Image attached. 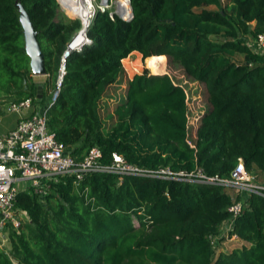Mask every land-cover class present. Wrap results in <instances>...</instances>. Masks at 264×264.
<instances>
[{
    "label": "trees",
    "instance_id": "16d2710c",
    "mask_svg": "<svg viewBox=\"0 0 264 264\" xmlns=\"http://www.w3.org/2000/svg\"><path fill=\"white\" fill-rule=\"evenodd\" d=\"M57 1L0 0V91L45 107L49 130L72 157L80 160L98 146L102 162L117 152L146 168L200 167L227 178L241 159L248 172L264 174V59L246 43L264 35V0H228L229 12L222 0H129L127 21L97 9L86 29L91 43L66 57L50 104L36 89L48 81L55 86L62 54L81 26L61 16ZM199 3L218 10L194 7ZM20 7L43 53V83L32 78ZM132 52L163 70L167 58L204 85L207 107L194 146L187 142L184 86L147 69L126 76L122 60ZM118 84L122 96L104 129L98 107ZM241 197L227 233L241 244L214 256L210 236L219 234L228 207ZM16 207L27 218L19 231H9L10 253L0 251V264H264V195L256 192L233 198L221 185L89 173L78 184L70 177L53 183L44 203L19 192Z\"/></svg>",
    "mask_w": 264,
    "mask_h": 264
},
{
    "label": "built area",
    "instance_id": "2783aa9c",
    "mask_svg": "<svg viewBox=\"0 0 264 264\" xmlns=\"http://www.w3.org/2000/svg\"><path fill=\"white\" fill-rule=\"evenodd\" d=\"M124 1L129 4V0ZM109 2L110 0H100L98 10L100 12L108 10ZM113 14L126 21L132 17L131 9L122 14L117 10L114 13L109 11L111 17ZM85 38L90 40L88 37ZM246 43L253 53L264 59L263 34L249 36ZM64 73L65 61L61 58L56 87L50 104L55 101L58 95ZM185 93L188 108L187 142L190 146H194L189 139L190 129L195 131L200 114L195 118V126L190 128L189 98L186 89ZM6 111L15 113L19 117L15 126L0 137V236L6 231H19L23 225L20 215L22 212L16 207V196L19 192H28L44 203L47 195L53 191V183L58 182L61 178L70 177L74 184H78L89 173L202 182L221 185L237 192L236 194L256 192L264 195V186L257 185L251 180L250 173L245 169L241 159L238 160L227 178L207 175L200 167L192 171L173 170L170 167L146 168L126 161L117 152L111 154L109 162H102V151L98 146H91L80 160H76L49 130L46 108L38 109L32 97L9 102ZM194 131H192L193 135ZM233 198L235 197L233 196ZM243 203L244 199L241 197V199L234 200L228 207L231 216L224 227L225 238L236 239L235 236L228 237L227 233L234 218L241 212ZM219 234L210 236L213 251H215Z\"/></svg>",
    "mask_w": 264,
    "mask_h": 264
},
{
    "label": "rangeland",
    "instance_id": "374dc122",
    "mask_svg": "<svg viewBox=\"0 0 264 264\" xmlns=\"http://www.w3.org/2000/svg\"><path fill=\"white\" fill-rule=\"evenodd\" d=\"M73 1V0H72ZM223 1V7L224 9L229 12L231 10L230 7V3L228 2V0H222ZM58 11L61 14V16H63L66 19H79L80 23H81V16L77 13L73 11V7L70 6L69 4L66 5L64 3L61 2V0H58ZM119 0H110L109 2V9L110 12H115L116 8L118 7ZM92 4L94 7V10L92 12V15L94 14L95 10L98 9V6L100 4V0H92ZM194 7L197 8H202L210 13L215 12L218 10L217 7H215L214 5H209V4H204V3H199L197 5H195ZM77 32V31H76ZM74 32V33H76ZM73 33V35H74ZM72 35V36H73ZM126 60H122V65L125 69V74L126 76L130 77L132 76L134 73H140L142 72L144 69H147L149 71V73H154V72H159V73H167L169 74L172 79L178 83H180L181 85L184 86V88L187 91L188 94V106H189V117H190V128L195 126V118L196 116H198L199 114L201 115L202 111L204 109H206L207 107V103H206V94L205 92V87L203 84L192 80L191 78H188L184 75L183 71L181 68H179L177 65H173V64H169L168 63V59L166 58V65L164 70L162 69L161 64L160 67L158 68L157 66H155V61L153 62H148V67L151 69H149L145 62L144 59H142L140 53H136V52H132L129 56H127L125 58ZM234 59L237 62H242L244 60V55L241 54H236L234 56ZM163 70V71H162ZM33 80H42L45 81L47 78L46 74H42V75H34L32 76ZM123 84H118L117 86H114L113 89L108 90L107 94L102 98L100 104H99V115L102 118V120L104 121V129H107L110 124L114 121V117L110 118L107 115L110 114L114 107L116 102L121 98V94H122V89H120L121 87H123ZM55 87H56V82H55V86L53 87L52 83L50 81L46 82V84L44 85V90L43 93L45 94L46 98H52V94L55 91ZM9 96H7L6 94L2 93V91H0V101L2 105H5L6 103H8L9 101ZM38 109L43 110L45 109V107H38ZM194 130L190 129V136L189 139H191L192 142V138H193V132ZM250 176H251V180L260 186H264V174L258 173L256 170H254L253 172H249ZM226 190L228 192H230V194L232 196H236L237 192H233V190L226 188ZM244 193V192H243ZM243 193H241L240 195H243ZM21 218L24 221H26V215L24 213H20ZM225 226H222L220 228V234L217 236V245L215 247V251H214V256H216L218 254V252L221 251H230L235 247H239L241 242L237 241L236 239L233 238H225L224 237V228ZM222 234V235H221ZM10 242H9V231H6L4 233H2V236H0V251H4L5 253L9 254L10 253Z\"/></svg>",
    "mask_w": 264,
    "mask_h": 264
},
{
    "label": "water",
    "instance_id": "95a60500",
    "mask_svg": "<svg viewBox=\"0 0 264 264\" xmlns=\"http://www.w3.org/2000/svg\"><path fill=\"white\" fill-rule=\"evenodd\" d=\"M130 9H131V7H130ZM91 17H92V14H91ZM91 17H90V19H91ZM19 19H20V23L23 27L25 52L29 57V64H30L31 71L34 75L45 74L43 53H42V50L40 48V45H39L37 37H36V30L34 29L33 24H32V22L28 16V14L21 7H20ZM84 35H85V37H87L86 31L84 32ZM71 40H72V38H71ZM71 40L68 42L66 49L64 50V52L62 54V59L64 61L72 50L79 49L83 44H85V43H83L78 48L73 49L70 46L71 42H72ZM41 91H42L41 86H38L36 89L37 97L41 96Z\"/></svg>",
    "mask_w": 264,
    "mask_h": 264
},
{
    "label": "bare ground",
    "instance_id": "6f19581e",
    "mask_svg": "<svg viewBox=\"0 0 264 264\" xmlns=\"http://www.w3.org/2000/svg\"><path fill=\"white\" fill-rule=\"evenodd\" d=\"M62 3L66 4V5H70L73 7V9H79V10H89L88 9V4L85 2V0H61ZM118 7L116 8L117 12L119 13H124V12H127L128 10H130V5L128 4L127 1H124V0H119V3H118ZM94 10V7H93V4H92V0H91V9H90V12L92 14ZM79 15L80 13L77 12ZM81 16V15H80ZM91 15L89 17H87L88 19H90ZM81 29H82V21H81V26H80V29L72 36V42H71V47H72V44L73 42L75 41V39L77 38V36L80 34L81 32ZM86 31V30H85ZM84 31V32H85ZM85 36V35H84ZM84 42H82L80 45H78L77 47L75 48H78L79 46H81ZM73 49H75L74 47H72ZM154 59L150 60V62H153L154 63ZM155 66L156 63H155ZM154 73H159V72H154Z\"/></svg>",
    "mask_w": 264,
    "mask_h": 264
},
{
    "label": "crops",
    "instance_id": "0c3cea01",
    "mask_svg": "<svg viewBox=\"0 0 264 264\" xmlns=\"http://www.w3.org/2000/svg\"><path fill=\"white\" fill-rule=\"evenodd\" d=\"M32 76H34V74ZM34 81L40 82V83L44 82V81L42 82V80H36V79H34ZM41 88H42L41 92H43L44 87L41 86ZM48 100H50V99H48ZM1 102L2 101H0V137L5 135L10 129H12L15 126L16 121L19 117V115L15 114V113H11V112L6 111V106L9 102H11V100H9L8 103H6L5 105H2ZM25 113H27V112H25ZM226 225H227V222H224L222 224V226H226Z\"/></svg>",
    "mask_w": 264,
    "mask_h": 264
},
{
    "label": "clouds",
    "instance_id": "9594fccd",
    "mask_svg": "<svg viewBox=\"0 0 264 264\" xmlns=\"http://www.w3.org/2000/svg\"><path fill=\"white\" fill-rule=\"evenodd\" d=\"M85 2L88 4V9L89 10H79V9H73L74 12H79L81 15V21H82V29L80 34L77 36V38L75 39V41L72 44V47H77L78 45H80L82 42L84 43H88L90 44L91 41L87 40L84 36V31L90 26V19H88L87 17H89L91 15L90 9H91V0H85Z\"/></svg>",
    "mask_w": 264,
    "mask_h": 264
}]
</instances>
